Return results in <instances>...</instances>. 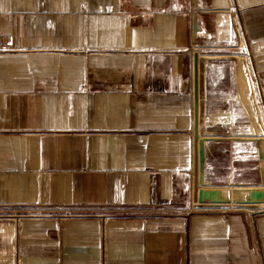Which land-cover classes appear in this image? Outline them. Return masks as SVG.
Listing matches in <instances>:
<instances>
[{
	"label": "crops",
	"instance_id": "crops-1",
	"mask_svg": "<svg viewBox=\"0 0 264 264\" xmlns=\"http://www.w3.org/2000/svg\"><path fill=\"white\" fill-rule=\"evenodd\" d=\"M196 53L264 126V0H0V264H264V208H193Z\"/></svg>",
	"mask_w": 264,
	"mask_h": 264
},
{
	"label": "water",
	"instance_id": "water-1",
	"mask_svg": "<svg viewBox=\"0 0 264 264\" xmlns=\"http://www.w3.org/2000/svg\"><path fill=\"white\" fill-rule=\"evenodd\" d=\"M193 208H264V126L244 58L194 56Z\"/></svg>",
	"mask_w": 264,
	"mask_h": 264
},
{
	"label": "built area",
	"instance_id": "built-area-1",
	"mask_svg": "<svg viewBox=\"0 0 264 264\" xmlns=\"http://www.w3.org/2000/svg\"><path fill=\"white\" fill-rule=\"evenodd\" d=\"M0 218H3V215L2 214H0Z\"/></svg>",
	"mask_w": 264,
	"mask_h": 264
}]
</instances>
